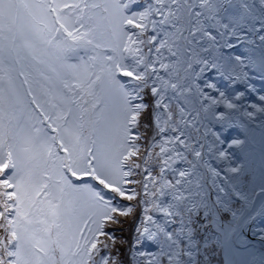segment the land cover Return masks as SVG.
Returning <instances> with one entry per match:
<instances>
[{
    "label": "snow or ice",
    "instance_id": "snow-or-ice-1",
    "mask_svg": "<svg viewBox=\"0 0 264 264\" xmlns=\"http://www.w3.org/2000/svg\"><path fill=\"white\" fill-rule=\"evenodd\" d=\"M0 264H264V0H0Z\"/></svg>",
    "mask_w": 264,
    "mask_h": 264
}]
</instances>
